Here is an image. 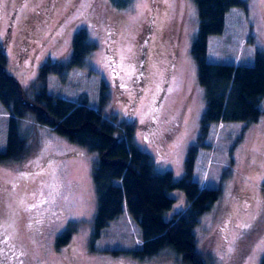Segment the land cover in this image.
I'll return each mask as SVG.
<instances>
[{
    "label": "rangeland",
    "instance_id": "rangeland-1",
    "mask_svg": "<svg viewBox=\"0 0 264 264\" xmlns=\"http://www.w3.org/2000/svg\"><path fill=\"white\" fill-rule=\"evenodd\" d=\"M111 13L107 0H0L6 70L33 94L42 64L68 60L75 33L86 29L97 47L65 81L51 74L48 90L74 101L86 96L118 123H134L135 141L156 169L180 179L207 108L192 52L197 4L136 0L131 9ZM209 48L211 61L253 64L256 51L264 52V0L233 7L224 33L210 36ZM102 82L108 94L103 105ZM9 115L0 101V150L7 148ZM19 123L29 152L13 164L0 163V235L20 249L24 264H187L172 248L149 258L135 256L130 250L144 241L128 211L93 241L98 211L93 169L99 154L37 123L32 114ZM206 142L210 146L200 149L194 178L202 188L220 187L222 193L197 226L198 247L210 264H263L264 113L249 126L242 121L214 125ZM170 195L175 202L167 219L188 201L181 189ZM66 231L69 240L59 244Z\"/></svg>",
    "mask_w": 264,
    "mask_h": 264
},
{
    "label": "trees",
    "instance_id": "trees-1",
    "mask_svg": "<svg viewBox=\"0 0 264 264\" xmlns=\"http://www.w3.org/2000/svg\"><path fill=\"white\" fill-rule=\"evenodd\" d=\"M107 1L113 12L109 16L127 11L136 3V0ZM195 2L199 12V29L192 52L198 65L199 81L206 90L207 108L202 118L200 139L190 147L185 161V174L180 179H176L170 170L156 169L151 155L135 141L134 123H118L116 117L106 116L101 107H93L86 96L74 101L48 90L51 74H57L65 81L71 69L82 67L87 56L97 47L89 40L86 29L75 33L68 60L59 58L42 64L38 80L32 86L33 94L7 72L8 56L0 40V101L10 114L7 148L0 150V163L13 164L29 152L27 139L22 136L19 123L29 114L34 116L37 123L49 126L70 141L97 152L99 159L94 165L93 179L98 211L93 241L102 235L112 221L128 211L139 225L144 241L142 246L130 251L141 259L172 248L187 264H210L208 257L198 247L197 226L202 216L221 197L222 189L212 186L202 188L194 178L200 149L210 146L206 140L214 125L242 121L249 126L259 122L264 113V52L261 49L256 51L253 64L209 59L210 36L223 34L228 13L235 6L246 8L247 0ZM110 52L108 47L106 58L113 73L116 64ZM106 87L105 82H102L101 105L107 100ZM174 189L183 190L188 201L184 210L167 219L165 214L175 202V198L170 195ZM231 211L229 209V215L227 212L222 220L225 226L232 216ZM70 236V231L61 234L59 244L68 241ZM0 259L7 260V263L24 264L20 249L1 235Z\"/></svg>",
    "mask_w": 264,
    "mask_h": 264
},
{
    "label": "flooded vegetation",
    "instance_id": "flooded-vegetation-1",
    "mask_svg": "<svg viewBox=\"0 0 264 264\" xmlns=\"http://www.w3.org/2000/svg\"><path fill=\"white\" fill-rule=\"evenodd\" d=\"M108 46H110V44Z\"/></svg>",
    "mask_w": 264,
    "mask_h": 264
},
{
    "label": "crops",
    "instance_id": "crops-1",
    "mask_svg": "<svg viewBox=\"0 0 264 264\" xmlns=\"http://www.w3.org/2000/svg\"><path fill=\"white\" fill-rule=\"evenodd\" d=\"M83 151V150H82Z\"/></svg>",
    "mask_w": 264,
    "mask_h": 264
}]
</instances>
